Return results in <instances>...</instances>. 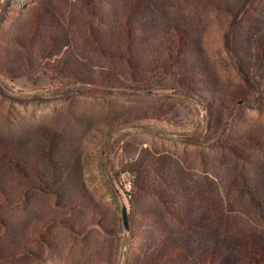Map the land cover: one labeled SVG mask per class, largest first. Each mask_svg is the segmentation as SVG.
Here are the masks:
<instances>
[{"label":"rangeland","instance_id":"374dc122","mask_svg":"<svg viewBox=\"0 0 264 264\" xmlns=\"http://www.w3.org/2000/svg\"><path fill=\"white\" fill-rule=\"evenodd\" d=\"M20 2L0 0V126L14 132L44 126L83 140L82 197L96 207L104 225L99 216L91 221L90 210L73 214L53 197L26 190L6 211L15 237L0 229V264H121L124 255V264H137L139 247L153 225L151 214H144L152 199L144 201L143 210L130 209L125 178L114 175L145 149L167 157L173 169L188 171V189H194L193 181L210 182L208 195L227 210L219 233L250 232L264 244V221L243 213L237 193L229 192V181L242 171L231 136L264 126V100L258 95L264 85V45L260 53L257 44L264 36V0H235L246 13L230 17L183 0L176 19L205 65L191 78L185 73L174 80L147 75L139 81L125 62L100 54L87 35L89 19L79 9L66 15L77 34L59 55L44 58L37 45L27 50L10 42L8 32L25 10ZM156 3L149 0L146 11L152 12ZM61 59L91 72L74 74L82 82L61 83L52 72ZM258 158L264 163L263 155ZM110 183L126 204L130 234L105 231L115 230L114 219L121 217ZM138 232L143 235L136 237ZM260 248L230 253L222 261L210 251L194 264H264V245ZM187 260L194 262L191 256Z\"/></svg>","mask_w":264,"mask_h":264},{"label":"trees","instance_id":"16d2710c","mask_svg":"<svg viewBox=\"0 0 264 264\" xmlns=\"http://www.w3.org/2000/svg\"><path fill=\"white\" fill-rule=\"evenodd\" d=\"M148 1L22 0L20 7L25 10L9 30V41L27 50L37 45V52L44 58L59 55L68 46L69 39L77 34L66 22V15L71 16L79 9L84 18L89 19L87 35L93 39L100 54L110 60L125 62L138 77L136 81L147 75L152 79L159 75L171 80L173 77L180 79L183 73L191 78L205 65V58L194 52V43L186 37L176 19L183 0H157L150 13L146 11ZM184 1L229 17L242 12L241 2L235 0ZM257 44L261 53L264 36ZM63 61H57L56 71L52 70L54 78L65 84L82 82L81 76L74 74H88L89 70L78 62ZM103 78L110 83V78ZM152 88L155 87H148L150 91ZM258 95L264 100V85ZM240 98L244 100L245 96ZM231 137L235 140L231 151L242 164V171L229 181V192L233 196L237 193L242 212L254 213L260 223V219L264 221V163L258 156L264 157V126H249ZM84 162L83 140L68 131L35 126L14 132L0 126L1 231L15 237L11 231L14 226L7 224L5 214L26 190L53 197L73 214L90 210L91 221L99 216L104 225L96 207L88 204L84 195L82 197ZM168 163L167 157L150 155L145 149L114 175L117 180L125 178L129 187L125 195L130 209L143 210L144 201L152 199V207L144 210V214H151L153 225L146 230L144 246L139 247L137 264H182V261L188 264L189 256L194 261L189 264H194L210 251L222 261L224 258L229 260L230 253L248 247H263L258 237L250 232L219 233L217 229L225 224L221 217L227 210L208 195L210 182L193 181L194 189H188L191 184L185 177L188 171L173 169ZM189 194L191 199L186 202ZM114 221L116 229L105 230L111 235L124 231L120 215ZM135 236H140L139 232Z\"/></svg>","mask_w":264,"mask_h":264},{"label":"water","instance_id":"95a60500","mask_svg":"<svg viewBox=\"0 0 264 264\" xmlns=\"http://www.w3.org/2000/svg\"><path fill=\"white\" fill-rule=\"evenodd\" d=\"M110 188L114 194V196L116 197V200L119 204V208H120V213H121V218H122V224H123V229L124 231H126L127 233L130 232V218H129V213L126 207V204L124 203L123 199L120 197V195L118 194V192L114 189V187H112L111 183H110ZM125 255L123 256L122 262L121 264L125 263Z\"/></svg>","mask_w":264,"mask_h":264}]
</instances>
